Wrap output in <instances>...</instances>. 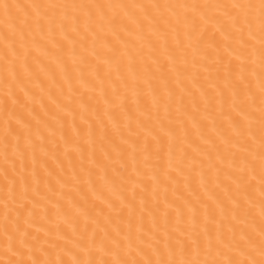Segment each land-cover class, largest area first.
<instances>
[{
  "label": "bare ground",
  "instance_id": "6f19581e",
  "mask_svg": "<svg viewBox=\"0 0 264 264\" xmlns=\"http://www.w3.org/2000/svg\"><path fill=\"white\" fill-rule=\"evenodd\" d=\"M260 4L0 0V264L261 259Z\"/></svg>",
  "mask_w": 264,
  "mask_h": 264
},
{
  "label": "snow or ice",
  "instance_id": "6c2138e0",
  "mask_svg": "<svg viewBox=\"0 0 264 264\" xmlns=\"http://www.w3.org/2000/svg\"><path fill=\"white\" fill-rule=\"evenodd\" d=\"M7 7V5H5ZM233 7H241V5H233ZM261 9V31L264 32V0H261L260 4ZM262 43H264V40H262ZM262 55H264V50H262ZM262 166H264V157H262ZM262 216H264V210H262ZM262 236H264V229H262ZM259 255L261 259L259 260H251V261H237L235 259H228L227 261H211V262H204V264H264V240H262L260 249H259ZM15 264H24L23 261L15 262ZM67 264V262H65ZM77 264H82V262H77ZM105 264H144L142 261H115V262H105ZM147 264H152L151 261H148ZM161 264H175V262H161ZM186 264H197L196 261H189L186 262Z\"/></svg>",
  "mask_w": 264,
  "mask_h": 264
}]
</instances>
